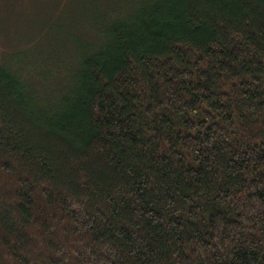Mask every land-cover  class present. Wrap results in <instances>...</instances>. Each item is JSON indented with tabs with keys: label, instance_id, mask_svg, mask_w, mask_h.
Instances as JSON below:
<instances>
[{
	"label": "trees",
	"instance_id": "1",
	"mask_svg": "<svg viewBox=\"0 0 264 264\" xmlns=\"http://www.w3.org/2000/svg\"><path fill=\"white\" fill-rule=\"evenodd\" d=\"M107 1L0 49V264H264V0Z\"/></svg>",
	"mask_w": 264,
	"mask_h": 264
},
{
	"label": "rangeland",
	"instance_id": "2",
	"mask_svg": "<svg viewBox=\"0 0 264 264\" xmlns=\"http://www.w3.org/2000/svg\"><path fill=\"white\" fill-rule=\"evenodd\" d=\"M17 1L0 0V49L9 52L13 46L26 45L23 58H17L22 61L41 62L56 49L62 52L94 26V12L111 7L107 0H24L22 10H15L11 6Z\"/></svg>",
	"mask_w": 264,
	"mask_h": 264
}]
</instances>
